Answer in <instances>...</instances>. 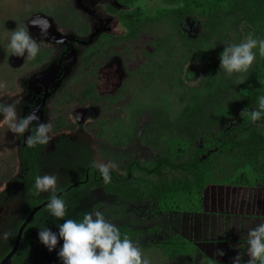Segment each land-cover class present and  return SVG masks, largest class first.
Instances as JSON below:
<instances>
[{
    "label": "rangeland",
    "instance_id": "rangeland-1",
    "mask_svg": "<svg viewBox=\"0 0 264 264\" xmlns=\"http://www.w3.org/2000/svg\"><path fill=\"white\" fill-rule=\"evenodd\" d=\"M160 7L169 6L163 0H134L127 4L122 0H0V83L10 74L4 66L3 57L8 54L12 31L22 28L23 19L31 13H43L53 18L62 31H74L80 37L86 35L89 27L96 23L91 19L93 12L101 19L110 18V31L96 38L90 52L87 49V53H91L88 60L90 70L76 73L80 79V88L84 84V77L91 83L95 82L100 88L98 93L103 95L105 101L103 104L96 102V109L89 117V120H96L91 125L98 146L96 151L99 157L96 160L115 162L118 165L115 171L119 174H125L134 156L139 163L147 165L158 154L167 153L169 143L166 142L177 138L175 134L180 121L182 133L188 131L187 127L192 130L189 120H185L181 114L187 104L184 101L178 103L175 96L195 94L210 75L208 55L194 60L182 57L184 61L176 64L170 85L164 84L163 71L158 67L164 64L165 49L170 54L174 53L171 47L175 43V36L172 38L168 31L164 38L154 30L173 24L167 14L156 18L154 23L144 21L132 30L121 24L123 19L131 16L154 14ZM259 22L260 19H257L256 27ZM178 27L187 38L192 39L197 35L199 25L185 20ZM221 27L222 30L214 36L217 43L230 30L225 24H221ZM236 32V38L231 37L229 40L232 44L244 42L249 37L254 38L256 29L252 23L241 20L236 25ZM151 57L152 60H148ZM146 64L151 65L150 70L142 68ZM169 87L170 90L160 92V89ZM138 89L139 94L136 91ZM206 96L210 97L208 92L204 94L202 103L207 101ZM200 102L198 100L197 106ZM192 104L194 101H189L188 105ZM208 106L205 105V115L197 120V124L208 121L207 117L211 113L207 112ZM126 109L128 114H125ZM155 112L157 115L153 116ZM257 122L264 129V117ZM119 123H123L119 130L121 132L115 128ZM219 125L223 126L224 123ZM196 130L198 133L192 139L191 148L199 147L202 143L205 145L208 141L205 140L206 134L200 135V130ZM212 137L211 140L215 138ZM204 200V210L201 212L162 213L145 202L117 203L114 196L97 190L81 201L65 219L80 221L85 212L101 211L116 226L130 221L142 232V236L134 243L140 245L142 259L147 258L150 264H215V261L223 264L226 262L222 261V257L214 255V250L221 248L219 241L242 239L245 248H248V228L264 222V191L212 186L206 191ZM58 231L57 226L54 227L53 232L58 234ZM176 235L192 242L194 246L189 254L170 260L158 243ZM62 246L63 240H60L57 249L49 251L48 258L41 264H62L58 256Z\"/></svg>",
    "mask_w": 264,
    "mask_h": 264
},
{
    "label": "trees",
    "instance_id": "trees-1",
    "mask_svg": "<svg viewBox=\"0 0 264 264\" xmlns=\"http://www.w3.org/2000/svg\"><path fill=\"white\" fill-rule=\"evenodd\" d=\"M122 1L127 4L134 0ZM163 2L169 7L157 8L151 15L125 18L121 24L132 30L144 21L154 23V20L163 14H167L166 16L173 22L169 27L160 26L154 30L164 38L168 31L172 38L175 36V43L171 47L174 53L170 54L165 49L164 64L158 67L161 72L163 71L162 81L166 85H170L171 78L175 75L176 64L183 62L184 58L194 60L202 55L209 56L208 80H205L193 95L175 96L178 103L186 102L187 106L183 108L181 114L185 120H189L193 126L192 130L191 127H187L188 131L182 133L180 121L177 125L178 132L175 134L177 138L166 142L169 143L167 153L158 154L147 165L139 163L134 156L128 163L125 174L111 172V182L108 184L104 183L99 171L92 168L87 181L72 188L64 197L67 205L66 217L94 190H102L114 196L115 201L121 204L136 201L148 203L162 213L203 211L206 191L212 186L264 191V129L257 121L253 123L250 117L241 116L244 109L249 111L258 109L259 98L264 97V57L260 55L257 45L253 49L256 58L249 71L233 73L231 76L220 69L219 58L225 46L238 44L230 43V39L236 38V25L241 20L253 24L256 29L254 39L264 40V0H163ZM257 19H260V22L256 27ZM185 20L194 21L199 25L197 35L192 39L187 38L178 27V24ZM221 24H225L230 30L225 33V38L217 43L214 36L222 30ZM148 60H152V57ZM155 64L158 66V61ZM150 66L146 64L142 68L150 70ZM241 79L243 84L238 82ZM165 90H170V87L160 89V92ZM206 92L210 97L206 96L207 101L202 103ZM139 93L140 91L137 94ZM198 100L201 102L197 106ZM189 101H194V104L188 105ZM206 104H209L207 112H211L208 113V121L197 124V120L205 115ZM124 111L128 114V109ZM154 115H157V112ZM221 123L224 125L218 126ZM122 124H117L115 128L117 127L119 131ZM196 129L200 130V135L206 134L205 140L208 141L205 145L202 143L199 147L191 148L192 139L198 133ZM212 136L215 138L211 140ZM162 140L164 141L163 138ZM83 164L88 167L92 165L89 160ZM82 180H85L83 176ZM61 222L55 219L50 229ZM117 227L120 229L121 238L126 235L133 243L142 236L141 230L135 228L130 221ZM158 246L171 260L189 254L194 244L176 235L167 237L158 243ZM245 246V241L241 240L221 241V250L225 253L222 261L226 262L223 264H231L233 258L238 255L241 258L240 264H247L250 258L247 255L248 248ZM45 252L46 250L41 255Z\"/></svg>",
    "mask_w": 264,
    "mask_h": 264
},
{
    "label": "flooded vegetation",
    "instance_id": "flooded-vegetation-1",
    "mask_svg": "<svg viewBox=\"0 0 264 264\" xmlns=\"http://www.w3.org/2000/svg\"><path fill=\"white\" fill-rule=\"evenodd\" d=\"M35 15L50 19L52 24L40 19L30 24ZM91 19L96 23L80 37L74 31H62L53 18L43 13H31L23 19L21 27L39 43L38 54L32 59L27 55L18 57L9 48L7 56L3 57L10 74L4 78L6 87L0 89V98L5 103L16 101L19 117L36 112L40 119L22 136L12 133L8 125L0 127V232L10 230L12 233L9 240H0V264L14 249L18 236L17 249L8 264H41L49 256L38 233L42 227L50 228L55 220L47 210L52 193L32 195L35 177L57 175L56 195L64 199L72 188L87 181L93 167L83 163L86 160L92 163L99 157L91 128L96 120L89 117L96 109V102L105 101L95 82L84 77L80 88L76 73L90 70L91 53H87V49L90 52L96 38L110 31L112 20L101 19L94 12ZM39 122L52 123L50 135L54 138L47 145L29 148L25 140Z\"/></svg>",
    "mask_w": 264,
    "mask_h": 264
},
{
    "label": "clouds",
    "instance_id": "clouds-1",
    "mask_svg": "<svg viewBox=\"0 0 264 264\" xmlns=\"http://www.w3.org/2000/svg\"><path fill=\"white\" fill-rule=\"evenodd\" d=\"M259 45V52L264 57V40L257 41L247 38L244 42L225 46L220 54V69L229 76L233 73H247L252 66L256 56L253 49ZM9 47L13 54L18 57L32 59L39 52V43L32 38L27 30L18 27L12 31ZM243 84V80L238 81ZM6 85L0 83V89ZM17 102L5 103L0 98V127L8 125L12 133L24 135L30 130V126L39 121L36 112H31L24 117H19L16 109ZM241 116L250 117L255 123L264 117V97L259 98L258 109L249 111L244 109ZM51 122L37 123L32 134L28 135L25 143L29 148L37 145H47L54 137ZM99 171L105 184L111 182V172L118 168L115 162L105 163L94 160L91 165ZM59 177L55 174H44L35 177L34 191L32 195L38 196L43 192H51L47 204V210L56 220L63 221L57 224L58 234L48 227L40 228L38 238L40 242L50 251H55L60 240L63 246L58 252L62 264H150L138 243H133L128 236L121 238L120 229L108 219L101 211L85 212L80 221L65 219L67 205L65 201L56 195ZM11 231L0 232V240L7 241L11 237ZM247 264H264V222L249 227L246 234ZM214 255L222 257L223 250L217 249ZM240 255L233 258L231 264H240ZM217 264V261H215Z\"/></svg>",
    "mask_w": 264,
    "mask_h": 264
},
{
    "label": "water",
    "instance_id": "water-1",
    "mask_svg": "<svg viewBox=\"0 0 264 264\" xmlns=\"http://www.w3.org/2000/svg\"><path fill=\"white\" fill-rule=\"evenodd\" d=\"M38 19L43 20L44 22L49 23V25L52 24V22H51L50 19L43 18L42 15H35V16H33V17L31 18V20H30L29 23H30V24H31V23H34L35 21H38ZM51 29L54 30L53 27H51ZM95 34H96V33L94 32V33L91 35L90 39H92V38L94 37ZM56 35H58V33H57ZM46 41H50V42H52L50 39H46ZM18 241H19V236H18V238H17V241H16V244H15V246H14V249L12 250V252L9 254V256H8V257H7V258H6L1 264H8V263H9V258L11 257V255H12V254L15 252V250L17 249Z\"/></svg>",
    "mask_w": 264,
    "mask_h": 264
},
{
    "label": "crops",
    "instance_id": "crops-1",
    "mask_svg": "<svg viewBox=\"0 0 264 264\" xmlns=\"http://www.w3.org/2000/svg\"><path fill=\"white\" fill-rule=\"evenodd\" d=\"M242 240V239H241ZM233 241V240H232ZM219 242H221V241H219ZM221 249V248H220ZM214 252H216V250H214Z\"/></svg>",
    "mask_w": 264,
    "mask_h": 264
}]
</instances>
